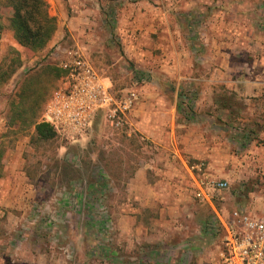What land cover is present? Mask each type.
Wrapping results in <instances>:
<instances>
[{"label":"crops","instance_id":"0c3cea01","mask_svg":"<svg viewBox=\"0 0 264 264\" xmlns=\"http://www.w3.org/2000/svg\"><path fill=\"white\" fill-rule=\"evenodd\" d=\"M47 3L57 27L44 49L21 46L10 28L1 45L10 41L31 53L32 62L60 40L69 43L70 33L109 86L140 94L127 135L148 156L107 204L111 241L101 231L104 222L90 216L85 197L71 187L58 191L53 228L34 221V207L58 192L41 195L23 172L24 160L12 158L0 180V264H160L193 224L213 235L214 217L204 208L226 219L237 208L264 216V0ZM101 20L112 24L109 38L91 33ZM206 179L227 180L230 187L203 201L196 193ZM20 225L30 234L18 247ZM173 235L182 239L172 242Z\"/></svg>","mask_w":264,"mask_h":264},{"label":"rangeland","instance_id":"374dc122","mask_svg":"<svg viewBox=\"0 0 264 264\" xmlns=\"http://www.w3.org/2000/svg\"><path fill=\"white\" fill-rule=\"evenodd\" d=\"M4 21L8 23L5 17ZM112 30L110 22L101 20L97 30L93 29L91 33L94 36L100 35L104 39L107 36L109 38ZM68 37L70 33L64 37V40H71L69 43H65L63 39L59 42L65 46H79L73 45L75 41ZM78 37L79 35L77 39L80 38ZM5 42L2 46L0 41V74H7L11 65L19 66L8 79L2 80L0 77V143L5 148L3 174L5 166L12 158L24 160L23 172L34 178V184L41 191V195L46 196L54 191L63 192L70 187L76 188V194H82L86 203L89 204L90 216H93L95 220H105L106 212L109 213L107 204L112 199V195L119 190L124 191V182L134 174L140 162L148 156L142 149L143 145L138 138L127 135V131L130 130L128 123L123 129L112 126L107 118L106 109L100 111L93 126L73 143H66L57 136L51 140H39L34 126L24 120L31 118L33 115L31 111L25 113L18 122L13 123L11 116L17 115L15 110L19 109L13 104L21 100L22 83L27 76L40 75L39 92L41 98L45 97V101L41 102L40 107L37 108L39 120L48 97L61 84L62 77H57L56 71L50 69L51 66H56L54 64H45L32 71L23 70V66L28 65L32 58L31 53L26 54V51L17 49L8 40ZM77 43L79 44V40ZM111 89L116 98L124 96L117 91L119 90L117 86H111ZM25 98L28 103L27 94ZM101 181L105 182L101 183ZM101 185L104 189L103 194L96 189H101ZM113 187L116 191H112ZM123 196L122 194L120 200ZM216 197L222 200V195H216ZM71 198L74 201V198L78 200V196L75 197V195ZM204 214L207 218L215 217L209 207L204 208ZM202 228L193 224L189 230L191 235L185 236L184 242L180 241L182 244L174 248L167 247L165 261L162 260L160 264H213L217 253L216 238L214 235H206L205 229ZM100 235L106 236L103 233ZM178 239L182 238L173 235L170 241L177 242Z\"/></svg>","mask_w":264,"mask_h":264},{"label":"built area","instance_id":"2783aa9c","mask_svg":"<svg viewBox=\"0 0 264 264\" xmlns=\"http://www.w3.org/2000/svg\"><path fill=\"white\" fill-rule=\"evenodd\" d=\"M45 64H54L65 73L61 84L46 102L41 121L49 123L55 129L56 136L66 143H73L82 137L93 126L98 113L105 109L110 124L123 129L128 114L140 101V94L135 90L116 98L111 86L104 81L100 71L85 57L79 46H65L59 42L48 54L29 62L22 69L32 71ZM201 185L196 197L203 201L211 200L213 191L230 187L227 180L220 179H206ZM59 199L58 192L44 199L42 204H37L33 220L38 222L39 219L44 227L53 228L59 221V214L53 208ZM213 211L215 217L209 224V230L216 238L217 253L213 264H264V216L237 208L226 219L218 210ZM102 222L104 225L100 229L111 241L114 221L110 213L106 212ZM29 234L30 227L20 225L16 245L21 246Z\"/></svg>","mask_w":264,"mask_h":264},{"label":"trees","instance_id":"16d2710c","mask_svg":"<svg viewBox=\"0 0 264 264\" xmlns=\"http://www.w3.org/2000/svg\"><path fill=\"white\" fill-rule=\"evenodd\" d=\"M4 17L8 20V25L5 23ZM56 27V18L50 15L47 0H0V41L4 31L10 28L14 31V38L21 46L38 52L44 49L53 38ZM18 66L11 65L7 74H0L1 79H8ZM50 69L56 71L57 77H62L65 73L63 69L57 66H51ZM39 76L33 74L24 79L20 94L21 100L15 101L13 104L19 109L15 110L17 115H12L11 120L16 123L25 113L31 111L33 115L30 119L25 118V122L34 126L36 137L39 140H51L56 136L55 129L49 123L38 119L37 108L40 107L41 102L45 101V97L41 98L39 92ZM26 94L28 103L25 100ZM4 155L5 148L0 143V180L3 177Z\"/></svg>","mask_w":264,"mask_h":264}]
</instances>
